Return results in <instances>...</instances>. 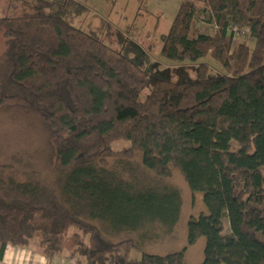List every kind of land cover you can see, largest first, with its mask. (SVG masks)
<instances>
[{"label": "trees", "instance_id": "1", "mask_svg": "<svg viewBox=\"0 0 264 264\" xmlns=\"http://www.w3.org/2000/svg\"><path fill=\"white\" fill-rule=\"evenodd\" d=\"M0 25V112L40 122L54 174L44 181L0 166V257L12 247L48 260L69 252L76 264H185V252L132 258L170 232L182 207L176 189L130 179L140 151L157 178L175 168L202 195L209 215L190 221L188 242L205 239L203 264H264V0L181 3L162 59L197 64L211 56L223 72L201 64L195 82L167 84L144 102V65L61 17ZM237 35L254 50L235 44ZM118 142L130 148L116 153ZM117 156L128 162L111 167L107 159ZM124 234L139 241H115Z\"/></svg>", "mask_w": 264, "mask_h": 264}, {"label": "rangeland", "instance_id": "2", "mask_svg": "<svg viewBox=\"0 0 264 264\" xmlns=\"http://www.w3.org/2000/svg\"><path fill=\"white\" fill-rule=\"evenodd\" d=\"M191 0H0V19H24L36 14H53L101 42L114 52L137 65H144L148 83L141 101L148 99L153 90L167 84L196 81V70L201 64L209 66L212 73L223 72L211 56L197 64L171 63L161 57L162 37L167 36L178 14L181 3ZM204 34L214 35L206 24L198 26ZM4 26L0 25V57L5 51ZM247 41L252 50L254 44L248 38L236 37L235 44ZM130 144L118 142L112 145L116 153L127 151ZM49 146L39 121L21 112H0V166L19 175L41 174L44 181L53 178L48 163ZM125 159V158H124ZM117 156L108 158L112 167L124 161ZM127 159V158H126ZM124 164L128 162L126 160ZM130 162L131 178H138L144 186L174 188L181 198V212L170 232L161 233L156 243H145L142 252H135L132 258L141 260L143 255L167 257L185 252V264H203L206 241L199 239L194 245L188 242V225L192 219L208 216L201 194L189 189L184 176L175 168L167 180L157 178L143 166V155L135 152ZM38 177L37 179H41ZM158 233V232H157ZM139 241L136 234H124L115 241Z\"/></svg>", "mask_w": 264, "mask_h": 264}, {"label": "crops", "instance_id": "3", "mask_svg": "<svg viewBox=\"0 0 264 264\" xmlns=\"http://www.w3.org/2000/svg\"><path fill=\"white\" fill-rule=\"evenodd\" d=\"M0 264H76V258L67 252L63 256L48 260L32 249L6 247L3 256L0 257Z\"/></svg>", "mask_w": 264, "mask_h": 264}, {"label": "built area", "instance_id": "4", "mask_svg": "<svg viewBox=\"0 0 264 264\" xmlns=\"http://www.w3.org/2000/svg\"><path fill=\"white\" fill-rule=\"evenodd\" d=\"M234 32H237V30L235 29ZM237 33H239V32H237Z\"/></svg>", "mask_w": 264, "mask_h": 264}]
</instances>
